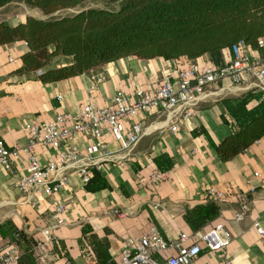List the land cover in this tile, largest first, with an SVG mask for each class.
I'll list each match as a JSON object with an SVG mask.
<instances>
[{
    "label": "crops",
    "instance_id": "1",
    "mask_svg": "<svg viewBox=\"0 0 264 264\" xmlns=\"http://www.w3.org/2000/svg\"><path fill=\"white\" fill-rule=\"evenodd\" d=\"M8 5L1 6L0 13ZM24 15L11 20L5 16L0 21L13 24ZM26 49L22 41L0 45V139L6 146L26 144L20 131L24 121L51 120L57 112L73 114L87 102L103 106L118 89L130 95L136 87L153 88L163 74L173 77L170 61L121 58L61 80L41 82L34 72H14L21 65L19 56ZM69 60L67 56H55L51 66L65 65ZM92 74L103 76L93 88ZM207 90L211 94L197 102L191 117L179 120L175 132L168 129L170 120L163 113L148 111L140 116L143 133L135 146L126 156L118 152L122 160H105L100 166L110 189L87 191L76 174H69L65 188L50 196L36 193L31 207L22 202V196L13 186L24 173V162L19 157L13 163V172H0V244L10 242L21 231L18 255L30 251L35 264H60L66 259L87 264L79 248L80 226L87 223L99 237L106 238L108 251L117 261L122 239L138 236L150 225L156 226L167 239H174L181 232L192 235L183 213L205 203L209 198L207 189L213 188L228 193H249V209L244 218L234 221L231 217L237 206L236 199L227 196L217 200L218 215L193 237L221 223L229 231L230 241L224 254L219 250L207 252L205 244L199 241L201 252L195 264H224V260L228 264H264V137L236 156L220 161L202 135L191 136L189 131L202 125L217 143L228 132L218 116V100L236 97L246 89H235L228 79H222ZM252 104L253 101L248 106ZM76 138L79 143L85 141ZM108 148L115 150L117 146L109 142ZM33 149L44 163L49 148L35 145ZM162 152L173 157L174 165L166 170L163 180L150 184L148 177L155 169L150 157ZM56 200L67 204L65 224L52 230L45 239L41 228L48 222ZM113 210L123 216L118 217ZM254 220L261 226L262 236L253 228ZM209 238L214 239V235L210 234Z\"/></svg>",
    "mask_w": 264,
    "mask_h": 264
},
{
    "label": "trees",
    "instance_id": "2",
    "mask_svg": "<svg viewBox=\"0 0 264 264\" xmlns=\"http://www.w3.org/2000/svg\"><path fill=\"white\" fill-rule=\"evenodd\" d=\"M22 2L43 17L24 15L13 24L0 21V45L22 41L21 65L14 72H36L41 82H53L121 58L198 59L219 64L230 58V46L242 41L257 46L264 36V0H0V7ZM99 2L102 6H82ZM117 3L115 8L108 5ZM79 6L71 13L57 12ZM55 56L70 58L65 65L51 66ZM248 106L249 102H252ZM221 122L228 132L214 143L202 125L191 136L202 135L220 161L228 160L264 137V98L261 91L247 89L236 97L218 100ZM154 168L166 171L174 165L167 153L150 157ZM85 190L110 189L105 174L89 167ZM249 200V194H247ZM219 213L216 200L188 208L183 218L195 233ZM17 239L23 236L16 232ZM80 255L95 264H117L108 251V241L89 224L80 226ZM17 264H35L30 251L18 255Z\"/></svg>",
    "mask_w": 264,
    "mask_h": 264
},
{
    "label": "built area",
    "instance_id": "3",
    "mask_svg": "<svg viewBox=\"0 0 264 264\" xmlns=\"http://www.w3.org/2000/svg\"><path fill=\"white\" fill-rule=\"evenodd\" d=\"M257 46L261 53L240 40L230 46V58L219 64L211 63L204 57L197 60L181 57L173 62V77L163 74L149 90L136 87L128 95L118 89L103 106L87 102L73 114L57 112L51 120L24 121L20 126L26 138L24 146H6L0 139V172H13V163L19 157L23 159L24 173L17 177L13 186L22 196V202L33 207L36 193L45 196L57 193L67 186L69 174H76L85 183L89 179V167L100 169L105 160H122L143 133L139 118L145 112L163 113L170 120L168 129L175 132L179 120L191 117L197 102L211 94L208 87L222 79H228L235 89L261 91V98H264V36L258 38ZM35 73L39 74L40 70ZM102 79V74L90 75L91 88ZM76 137L85 141L79 143ZM109 142H114L117 148L109 149ZM35 145L49 148L44 163L36 155ZM118 152H123V156L118 157ZM165 177L166 171L154 169L148 182L154 184ZM249 191L252 192V188ZM206 195L216 201L227 196L234 197L237 202L231 217L234 221L248 213L246 193L208 188ZM66 210L67 204L60 200L54 202L48 222L41 228L45 239L50 237L52 230L65 224ZM113 213L116 214L115 210ZM116 215L123 216L122 213ZM252 226L259 236L263 235L258 221L254 220ZM193 234L181 232L176 238L167 239L156 226L150 225L140 235L122 239L117 264H195L201 252L199 241L205 244L207 252L219 250L222 254L230 241V233L221 223L214 224L197 238ZM210 234L214 235V239L209 238ZM16 237L17 233L10 242L0 244V264H17ZM60 264L75 263L66 259ZM87 264L95 263L87 261ZM224 264L228 261L224 260Z\"/></svg>",
    "mask_w": 264,
    "mask_h": 264
},
{
    "label": "rangeland",
    "instance_id": "4",
    "mask_svg": "<svg viewBox=\"0 0 264 264\" xmlns=\"http://www.w3.org/2000/svg\"><path fill=\"white\" fill-rule=\"evenodd\" d=\"M82 6H102V4L99 2H84ZM116 6L117 3L108 5V7L110 8H115ZM78 8L79 6L74 7L72 9L61 10L57 13L59 14L71 13L72 11ZM2 13H0V19H5L6 18L5 16H7L9 20H11L23 14L25 15L27 14L35 17H43V15L36 8L28 7L22 2H17V1L11 2L8 6H6V8L3 9Z\"/></svg>",
    "mask_w": 264,
    "mask_h": 264
}]
</instances>
